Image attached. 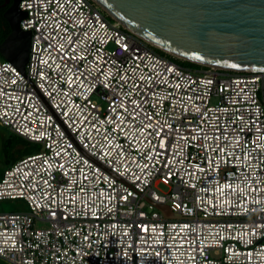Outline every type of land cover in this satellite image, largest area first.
<instances>
[{"label": "built area", "instance_id": "1", "mask_svg": "<svg viewBox=\"0 0 264 264\" xmlns=\"http://www.w3.org/2000/svg\"><path fill=\"white\" fill-rule=\"evenodd\" d=\"M19 9L0 125L40 149L0 180L28 207L0 214V259L264 264V72L182 67L91 0Z\"/></svg>", "mask_w": 264, "mask_h": 264}, {"label": "water", "instance_id": "2", "mask_svg": "<svg viewBox=\"0 0 264 264\" xmlns=\"http://www.w3.org/2000/svg\"><path fill=\"white\" fill-rule=\"evenodd\" d=\"M21 0L3 18L10 33L0 56L24 72L30 33ZM123 29L173 57L201 66L264 72V0H91ZM166 213L167 208L159 207Z\"/></svg>", "mask_w": 264, "mask_h": 264}, {"label": "rangeland", "instance_id": "3", "mask_svg": "<svg viewBox=\"0 0 264 264\" xmlns=\"http://www.w3.org/2000/svg\"><path fill=\"white\" fill-rule=\"evenodd\" d=\"M113 21V20H112ZM12 136V133L0 125V180L6 168L12 166L19 159L32 155L39 151L40 146L33 143H19L9 150L5 148V143ZM165 190V188H163ZM28 212V207L21 200H3L0 201V214ZM0 264H9L7 261L0 259Z\"/></svg>", "mask_w": 264, "mask_h": 264}, {"label": "trees", "instance_id": "4", "mask_svg": "<svg viewBox=\"0 0 264 264\" xmlns=\"http://www.w3.org/2000/svg\"><path fill=\"white\" fill-rule=\"evenodd\" d=\"M10 33V29L9 26L7 24V22L4 20L3 18V10L0 11V44L5 40V38L7 37V35ZM157 53L161 54V55H165L166 57L170 58L173 62L177 63L178 65L185 67L187 69H191V70H198L200 68H203V66L189 62V61H184L181 59H178L176 57H173L157 48L152 47ZM19 143H30V142H26L24 140H22L21 138L15 136L12 134L11 138L9 140H7V142L5 143V148L12 150L14 149L17 144ZM29 156V155H28Z\"/></svg>", "mask_w": 264, "mask_h": 264}, {"label": "flooded vegetation", "instance_id": "5", "mask_svg": "<svg viewBox=\"0 0 264 264\" xmlns=\"http://www.w3.org/2000/svg\"><path fill=\"white\" fill-rule=\"evenodd\" d=\"M11 3L12 0H0V11L3 10V14H4V12L9 8Z\"/></svg>", "mask_w": 264, "mask_h": 264}]
</instances>
